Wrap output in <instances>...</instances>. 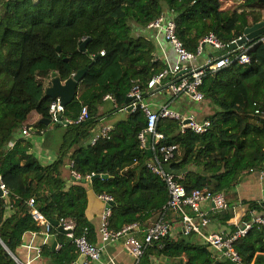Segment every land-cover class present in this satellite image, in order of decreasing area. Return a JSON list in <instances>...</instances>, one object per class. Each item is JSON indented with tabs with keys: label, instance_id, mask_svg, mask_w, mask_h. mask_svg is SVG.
Instances as JSON below:
<instances>
[{
	"label": "trees",
	"instance_id": "trees-1",
	"mask_svg": "<svg viewBox=\"0 0 264 264\" xmlns=\"http://www.w3.org/2000/svg\"><path fill=\"white\" fill-rule=\"evenodd\" d=\"M162 13L172 14L176 35L187 50L195 52L212 33L224 45L216 53L221 57L233 53L229 44L248 25L264 21V0H0V176L8 190L0 197V264H18L11 253L17 256L27 232L41 231L30 213V198L48 220L70 217L76 223L74 235L86 230L88 241L96 242L86 215V182L74 178L67 185L62 176L72 147L70 177L71 171L81 178L107 174L93 179L91 188L97 195L112 196L110 228L144 225L162 210L168 191L146 165L147 150L138 138L146 124L140 109L127 110L107 136L94 144L88 141L105 95L114 100L113 111L126 110L131 88L137 84L144 90L165 68L155 58L153 42L138 33ZM259 38L245 44L249 63L234 61L202 76L199 89L215 108L206 118L208 131L181 132L175 120L158 121L166 142L178 146L168 167L184 173L187 192L207 188L225 193L244 173L264 170V40ZM83 68L87 71L75 98L60 113L59 126L65 125L66 132L58 156L42 164L29 153L30 142L15 134L31 112L50 119L49 104L55 99L45 95V88L53 72L63 81ZM83 106L89 112L86 121L64 123V118L77 119ZM35 127L47 125L39 120ZM249 206L264 215L255 201ZM169 232L161 246L145 248L139 264H234L195 233L174 239ZM50 233L60 247L41 246L46 264H72L78 252L71 238L53 225ZM233 246L244 263L264 264V225L254 224Z\"/></svg>",
	"mask_w": 264,
	"mask_h": 264
},
{
	"label": "built area",
	"instance_id": "built-area-1",
	"mask_svg": "<svg viewBox=\"0 0 264 264\" xmlns=\"http://www.w3.org/2000/svg\"><path fill=\"white\" fill-rule=\"evenodd\" d=\"M148 28H154L164 33L165 40L171 45L174 54L175 62L166 65L160 72L154 74L146 83L144 90L135 84L129 96L132 100L124 106V109L129 108L130 111L140 109L146 119L145 127L138 133L140 146L150 152L147 157L146 165L152 173L156 174L166 185L168 198L162 210L156 215V218L141 229L139 222H132L124 225L120 229H112L109 226V217L111 214L110 206L106 204L112 202V196L107 194H99V198L105 202V207L101 213L100 224L98 228L99 236L102 245L91 243L86 236V230L80 235H74L76 223L70 217H62L58 219V224L63 228L67 237L71 238L76 247L78 254H84L85 262L101 263V253L104 244L108 242L121 241L126 251L134 258L133 264H139L143 257L147 246H161V240L165 237L170 229V223L167 218L169 213H174L180 217L183 224L185 234L195 233L202 241L209 244L219 257L230 259L234 264H246L235 250L233 242L244 236L248 230L254 225H264V215L249 210V219L242 218L239 223L234 226V230L229 233L216 232L206 233L203 228L208 225L209 217L205 210L201 208L203 203L210 204L212 210L223 211L228 209V203L222 192H211L207 188H195L187 192L182 184L184 178L183 172H175L168 166L175 158L178 151V146L174 143H168L165 136L157 129L158 121L162 118L175 120L179 124L181 132L185 130L193 131L194 133H204L211 127L209 119L198 120L192 114H183L172 108L171 103L180 96L189 97L193 101H203L204 96L200 91L202 76L206 70L212 72L220 68L228 66L232 62L245 64L250 62V56L246 53L245 46H237L233 49L232 54H226L221 57L209 60L203 66H196L195 59L202 54L204 45H211L213 48L221 49L223 44L209 33L201 39L196 51L191 52L185 48L183 43L176 35L175 21L172 14L162 13L156 19L151 21ZM240 38V37H239ZM238 38V39H239ZM259 40H264L260 37ZM236 42V40L232 41ZM103 54L104 52H100ZM181 72L180 75H177ZM157 87H165L167 91V100L156 108H152L144 99V93L148 90ZM104 99H109L114 102L110 95H105ZM64 107L59 103L58 98L50 102L49 114L50 121L53 123L61 122L63 119L60 113ZM256 112H258L256 110ZM89 118V112L86 106L81 108V111L75 120L64 118L65 123H80ZM110 128L102 127L97 132L91 133L89 143L94 144L97 140L107 136ZM30 134V127L23 126L20 129V135L27 136ZM12 145V143H11ZM72 162H70V167ZM256 172L259 178H264V170L252 171ZM74 178H81L78 173L71 171ZM90 175L85 178L89 179ZM0 188L3 191V196L8 193L5 184L0 179ZM30 213L34 220L41 226V230L46 234L50 233L52 224L35 206L33 198L28 200ZM264 214V202L260 205ZM190 210L191 213L188 211ZM198 219V221H197ZM142 230L143 238L139 239L133 232ZM18 264H25L18 258Z\"/></svg>",
	"mask_w": 264,
	"mask_h": 264
},
{
	"label": "crops",
	"instance_id": "crops-1",
	"mask_svg": "<svg viewBox=\"0 0 264 264\" xmlns=\"http://www.w3.org/2000/svg\"><path fill=\"white\" fill-rule=\"evenodd\" d=\"M138 33L153 42L155 46V58L158 61L165 65L175 62L174 51L171 45L165 40L164 33L162 31L145 27L139 29ZM218 51L219 49L213 48L211 45H204L202 54L195 59L194 64L196 66L205 65L209 60L217 57L216 53ZM144 99L152 108H156L167 100V91L165 87H157L155 89L148 90ZM105 104H108L109 107L105 106ZM171 105L173 109L183 114H192L198 120L206 119L207 116L212 114L215 110V108L205 100L197 102L186 96H180L176 98V100H174ZM113 107L114 104L109 99L104 100V102L99 106V122L95 126V130H93V132H97L102 127L111 129L112 124L116 120L124 117L126 112H128V109L113 111ZM110 115L111 118H115L117 115H119V117L114 120H109ZM40 119V115L35 113L34 122H37ZM25 126L30 127V134L27 136H22L20 135V130H18L14 138L23 137L28 142H30L31 147L29 149V153L35 156L40 163L48 164L56 159L59 148L63 142L64 134L59 137V142L56 141L52 144L47 142V136L57 133L60 129V126H56L55 123L51 122L45 129L39 130L38 128H35L34 131L30 125L25 124ZM62 127L65 128V125ZM33 132L37 133L38 135H32ZM43 143L44 145H42ZM73 150L74 147L69 149L67 152L62 167V176L65 179L67 185L71 183L72 179L70 177V159L68 157ZM189 168L197 170V168L193 166H190ZM86 185L88 198L86 215L88 220L95 228V243L97 245H102L98 228L100 224L101 213L105 207V202H103V200L94 193L89 179L86 180ZM223 194L228 203L227 210H212L210 208V204L206 202L201 206V208L206 211L207 216L209 217L208 225L203 228L206 233L232 232L234 226L249 213V210L251 209L249 206L250 202L255 201L260 206L264 202V178H259L256 172H246L239 178L238 182L235 183L232 188ZM188 211L191 213L190 210ZM254 212L257 211L254 210ZM155 218L156 216L149 219L144 225L141 226V229L144 228L148 223L152 222ZM167 218L170 223L169 235L172 238L177 239L180 238L182 234H185L183 231V224L178 215L169 213ZM133 234H135L139 239L143 238L142 230H137L133 232ZM53 241L56 242L54 248L56 250L60 247V245L57 243L54 234H46L42 230L39 232H27L23 237L21 245L16 248V257L25 264H46L48 261H46L40 255L41 246L46 244L51 248ZM152 260L154 262L157 260L159 261V259H155V257H152ZM133 262L134 258L126 251L121 241L108 242L104 244L101 253L102 264H133ZM84 263H86L85 260ZM87 263L100 264L99 262Z\"/></svg>",
	"mask_w": 264,
	"mask_h": 264
},
{
	"label": "water",
	"instance_id": "water-1",
	"mask_svg": "<svg viewBox=\"0 0 264 264\" xmlns=\"http://www.w3.org/2000/svg\"><path fill=\"white\" fill-rule=\"evenodd\" d=\"M263 32H264V21H259V22L253 23L251 25H248L245 28L243 35L238 40H236V42H231L229 44V49L233 50L237 46H245L247 41L252 40L253 38H259ZM84 45H85V42H82L80 44V46H79L80 50L85 49ZM57 49L59 50L58 47H57ZM86 71H87V68L80 69L63 81L60 79V77L57 75L56 72H53L51 74L50 84L45 88V95L49 96L52 99L58 98L59 103L63 107L66 106L69 102H71L75 98L78 83L83 78ZM180 74H181V72H179L177 75H180ZM131 100H132V97L128 95L126 97L125 102L128 104ZM127 109H129V108H127ZM40 122H43L46 125L51 123L50 119H46V118H41ZM59 123L60 122L55 123V125L58 126ZM149 156H150V152L147 151V157H149ZM97 177L106 178L107 174H104V173L103 174H92L89 177L90 182L93 181V179H95ZM71 178L74 179L73 176ZM0 179H2L1 176H0ZM77 179L81 180L82 182H86V180H87V178H85V177L77 178ZM0 197H3V191L1 188H0ZM111 203L112 202L106 204V206L111 205ZM50 223L53 226L57 227V229L59 231L65 233L63 228L58 224V220L52 219V220H50ZM55 245H56V242L53 241L51 248L54 249ZM11 255L15 260H17L16 256H14L12 253H11ZM72 264H93V263H84V254H79L78 257L76 258V260Z\"/></svg>",
	"mask_w": 264,
	"mask_h": 264
},
{
	"label": "rangeland",
	"instance_id": "rangeland-1",
	"mask_svg": "<svg viewBox=\"0 0 264 264\" xmlns=\"http://www.w3.org/2000/svg\"><path fill=\"white\" fill-rule=\"evenodd\" d=\"M105 106H107V107H109V105L108 104H105ZM34 117H35V113L34 112H31L30 114H29V116H28V118H27V120H26V125H30L31 127H32V130L34 131L35 130V125H36V123L37 122H34ZM119 117V115H117V116H115V118H111V115L109 116V120H114V119H116V118H118ZM60 129H59V133L57 132V133H55L54 135H48L47 136V142L50 144H52V143H55L56 141H58L59 142V137L62 135V134H64L65 132H66V129L65 128H63L62 126L61 127H59ZM32 135H35V136H37L38 134L37 133H32ZM42 145H44V143L42 144Z\"/></svg>",
	"mask_w": 264,
	"mask_h": 264
}]
</instances>
